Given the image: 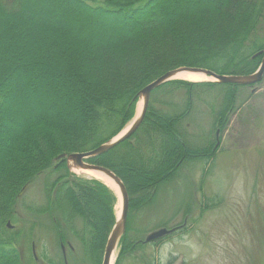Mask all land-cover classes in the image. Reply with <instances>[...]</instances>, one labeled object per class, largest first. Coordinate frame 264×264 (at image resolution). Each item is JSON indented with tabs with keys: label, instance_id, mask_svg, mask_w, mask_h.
<instances>
[{
	"label": "trees",
	"instance_id": "trees-1",
	"mask_svg": "<svg viewBox=\"0 0 264 264\" xmlns=\"http://www.w3.org/2000/svg\"><path fill=\"white\" fill-rule=\"evenodd\" d=\"M28 1L32 8L52 2ZM53 2L73 30L43 23L31 8L0 0V264H31L17 242H27L40 216L59 247L71 245L65 260L61 253V264L84 259L100 264L116 219V196L101 181L70 171L62 155L91 150L115 136L134 116L138 92L166 71L188 66L250 74L264 49V35L258 34L264 0ZM81 25L93 33L102 25L101 32L110 35L87 34ZM238 86L246 85L163 83L152 90L145 116L128 139L86 159L115 173L129 196L118 262L145 243L141 231L130 226L132 214L148 206L184 164L213 160L220 136L211 137V130L226 128L237 109ZM204 110L212 118L209 131L202 125ZM38 178L45 196L41 206L23 198ZM90 199L101 201L103 225L91 218ZM20 203L36 223L26 226L28 233L26 227L11 233L6 222L22 220ZM31 262L37 263L33 255Z\"/></svg>",
	"mask_w": 264,
	"mask_h": 264
},
{
	"label": "rangeland",
	"instance_id": "rangeland-1",
	"mask_svg": "<svg viewBox=\"0 0 264 264\" xmlns=\"http://www.w3.org/2000/svg\"><path fill=\"white\" fill-rule=\"evenodd\" d=\"M11 2L14 7L31 8L35 17L43 23L73 30L70 20L57 15L52 8L53 0L50 6L38 5V8H32L28 0ZM173 4L174 1L170 2L167 10ZM100 27L102 25L96 26L94 33L87 31L85 25L79 28L96 37L101 33L108 37L110 33L101 32ZM258 34L264 35V19L259 24ZM236 90L237 109L229 116L226 128L218 131L220 141L213 160L184 164L171 182L157 189L148 206L131 216L130 226L141 231L138 237L142 236L143 240L150 232L160 228H174V231L158 242H146L141 247L131 248L119 262L117 246L113 264H264V75L258 83L238 86ZM218 91L216 88L209 94ZM141 104L142 100L138 99L133 117L137 116ZM202 107L207 109L204 104ZM205 110L202 125L204 130L209 131L212 118ZM132 118L124 128L129 126ZM7 131L11 133L9 129ZM216 133L217 130L213 129L210 136ZM69 168L78 176L99 180L76 172L71 166ZM101 182L116 196V217L120 208L119 193L114 187ZM43 191L38 178L29 184L23 198L26 203L41 206L45 203ZM85 198L81 196L82 200ZM90 200L87 207L91 218L103 225L107 216L101 201ZM16 210L22 220L10 221L12 227L8 228L11 233L19 227L29 226L33 221L36 223L21 203ZM41 217L37 219L38 225L31 229L30 236L25 228L29 239L23 241L24 244L17 242V248L28 263L34 264L31 262L32 245L38 258L43 260L39 264H61V248L56 243L54 231L48 230ZM71 244L77 247L75 240ZM64 247L67 250L66 243ZM76 255L79 259L82 257L80 251ZM78 264L92 263L84 259Z\"/></svg>",
	"mask_w": 264,
	"mask_h": 264
},
{
	"label": "water",
	"instance_id": "water-1",
	"mask_svg": "<svg viewBox=\"0 0 264 264\" xmlns=\"http://www.w3.org/2000/svg\"><path fill=\"white\" fill-rule=\"evenodd\" d=\"M185 71L194 72L210 77L211 80L208 81H215L219 83H232L236 85H251L259 82L263 77L264 51L258 68L250 74H218L210 69L201 68V67H188V66H182L166 71L165 73L154 79L153 81L149 82L138 92V97L139 99L142 100V104L137 116L132 119L130 125L126 129L122 130L119 134H117L113 138L98 145L97 147L91 150L84 152H74L68 155H62V157L66 159L68 165L71 164L72 167L76 169L95 170L102 172L105 176H107L115 183L116 185L115 189L119 193L120 202H121L120 215L116 218L115 224L112 227L107 237L102 254L101 264H112V257L117 248L119 240L125 231L129 199L124 184L115 173H113L111 170H109L106 167L92 164L85 160L90 157H94L96 155L107 152L110 149H112L114 146L119 144L120 142L128 139L140 126L145 116L150 99V93L152 92V90L162 85L163 83H166L174 79H178L179 78L178 74ZM7 225L9 226V223ZM173 230L174 228H170V229L160 228L158 230L152 231L145 237L144 241L145 242L154 241L156 239L163 237L164 235L169 234Z\"/></svg>",
	"mask_w": 264,
	"mask_h": 264
},
{
	"label": "bare ground",
	"instance_id": "bare-ground-1",
	"mask_svg": "<svg viewBox=\"0 0 264 264\" xmlns=\"http://www.w3.org/2000/svg\"><path fill=\"white\" fill-rule=\"evenodd\" d=\"M178 77L184 78V79H187L190 81H199V80H204V79L210 78V77H207V76L202 75V74H198V73H194V72H188V71L179 73ZM73 169L76 172H80V173H83L87 176L97 178V179L105 182L106 184H109L110 186H112L114 188L116 186L115 183L111 179H109L107 176H105L102 172L95 171V170H83V169H75V168H73ZM120 211H121V202H120V208L117 211V217L120 215ZM112 262H113V258H112Z\"/></svg>",
	"mask_w": 264,
	"mask_h": 264
},
{
	"label": "flooded vegetation",
	"instance_id": "flooded-vegetation-1",
	"mask_svg": "<svg viewBox=\"0 0 264 264\" xmlns=\"http://www.w3.org/2000/svg\"><path fill=\"white\" fill-rule=\"evenodd\" d=\"M68 245H69L68 247H71L70 243H68ZM60 248H61L62 256H63V258H64V260H65L66 250H65L64 244L60 243ZM32 254H33V257H34L35 261H36L38 264L41 263L42 260H40V259L38 258V256L36 255V253H32Z\"/></svg>",
	"mask_w": 264,
	"mask_h": 264
}]
</instances>
